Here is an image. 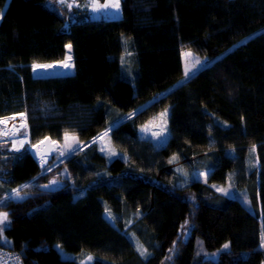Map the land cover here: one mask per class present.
I'll return each mask as SVG.
<instances>
[{
  "label": "trees",
  "instance_id": "1",
  "mask_svg": "<svg viewBox=\"0 0 264 264\" xmlns=\"http://www.w3.org/2000/svg\"><path fill=\"white\" fill-rule=\"evenodd\" d=\"M48 1L0 0V119L25 114L31 145L72 133L83 148L54 170V153L0 150V246L24 264H78L56 245L92 264H264V0H120L99 19ZM184 50L209 64L186 77ZM68 60L69 75L47 64ZM163 112L156 146L140 129ZM63 167L71 181L48 188ZM30 182L41 193L8 200Z\"/></svg>",
  "mask_w": 264,
  "mask_h": 264
},
{
  "label": "rangeland",
  "instance_id": "2",
  "mask_svg": "<svg viewBox=\"0 0 264 264\" xmlns=\"http://www.w3.org/2000/svg\"><path fill=\"white\" fill-rule=\"evenodd\" d=\"M70 0H65V2H61V0H49L48 5L57 11L61 15H65L64 11L67 9ZM112 2L109 0H72L71 5L78 12V15L83 17L84 19H99V18H108L110 14L114 17H121V10L115 9L112 7L105 8L104 5H110ZM67 26L69 23L66 24ZM199 61V63H197ZM67 63L71 66L70 61H62L59 63L64 66ZM182 63L183 70L185 74V70L188 69V75L186 77L194 75L198 70L203 68L204 66L209 64V60L207 58L200 57L196 53L190 50H184L182 52ZM34 67V66H33ZM74 72V71H73ZM34 73V72H33ZM65 73V74H64ZM68 73V74H67ZM70 70L66 69L64 72L59 73L60 75H69ZM72 74V73H71ZM57 75V74H56ZM108 131L103 132L94 141H96L100 149L109 157L113 158L117 156L116 150L110 144L108 138ZM68 137L66 139L65 135L61 142H55L56 149L54 150L55 159L54 164L48 170H54L57 167V163L64 160L66 157L70 156L74 152L83 148V144L78 140L77 136L72 133H67ZM140 135L144 138H148L153 141L156 146L163 144L168 136L169 130L167 126V113L163 112L160 115L156 116L145 125H143L140 129ZM34 145L30 143L28 123L25 114H20L17 116H11L4 119H0V150L2 152H11L12 154H16L25 149H31ZM50 158L38 160V162L42 165L48 163ZM56 166V167H55ZM61 174V175H60ZM54 172L53 179L55 181H71L72 173L66 168L63 167L62 172ZM198 178L205 179V174H198ZM214 190L223 195L232 197L233 189L230 184L228 185H220V184H211ZM218 189H222L220 191ZM17 190H19L17 192ZM41 193L39 183L30 182L27 183L15 190H13L7 198L8 200L19 201L30 195H37ZM0 213H7L5 209L0 207ZM8 214V213H7ZM6 225V226H5ZM10 225V218L8 216V220L5 221V224H0V227L8 228ZM188 225H184L183 230L181 232V238H186L188 236ZM2 238L4 239V231L2 233ZM61 256L63 258L76 259L78 260V264H92L93 256L91 254L84 253L79 257L73 253H69L64 251L58 245L55 246ZM219 255V251L210 255L212 259H217ZM88 257H92L91 260Z\"/></svg>",
  "mask_w": 264,
  "mask_h": 264
},
{
  "label": "water",
  "instance_id": "3",
  "mask_svg": "<svg viewBox=\"0 0 264 264\" xmlns=\"http://www.w3.org/2000/svg\"><path fill=\"white\" fill-rule=\"evenodd\" d=\"M110 18L113 17L112 14H110L109 16ZM35 77H41L43 75H39L34 73ZM56 149L55 147V142L51 139V137H46L43 140H41L37 145H34L31 149H30V153L32 154V156L36 159V160H40V159H46V158H50L53 153L54 150ZM65 184L62 181H56V183H52L47 185L48 188H62L64 187Z\"/></svg>",
  "mask_w": 264,
  "mask_h": 264
},
{
  "label": "snow or ice",
  "instance_id": "4",
  "mask_svg": "<svg viewBox=\"0 0 264 264\" xmlns=\"http://www.w3.org/2000/svg\"><path fill=\"white\" fill-rule=\"evenodd\" d=\"M61 2H65V0H61ZM109 6L112 7V8H115V9H119L120 8V0H113V2L110 5H108V4L104 5L105 8H107ZM2 16H3V12L0 11V18H2ZM68 47L71 48V45H68ZM68 59L70 60L71 57H68ZM197 63H199V61H197ZM36 67H51V65H45V66L37 65ZM64 67H69V64L65 63ZM187 75H188V69L185 70V76H187ZM65 137L67 139V137H68L67 133L65 134ZM52 183L54 184V183H56V181H52ZM218 190L223 191L222 189H218ZM18 191L19 190H17V192ZM7 220H8V214L7 213H0V224H5V221H7ZM3 231H4V228L0 227V234H2ZM228 247H229L228 244L224 245L225 249H227ZM146 251L147 250L143 249L142 246H141V255H144L146 253ZM88 259L91 260L92 257H88Z\"/></svg>",
  "mask_w": 264,
  "mask_h": 264
},
{
  "label": "built area",
  "instance_id": "5",
  "mask_svg": "<svg viewBox=\"0 0 264 264\" xmlns=\"http://www.w3.org/2000/svg\"><path fill=\"white\" fill-rule=\"evenodd\" d=\"M0 264H24L22 254L17 250L0 246Z\"/></svg>",
  "mask_w": 264,
  "mask_h": 264
},
{
  "label": "crops",
  "instance_id": "6",
  "mask_svg": "<svg viewBox=\"0 0 264 264\" xmlns=\"http://www.w3.org/2000/svg\"><path fill=\"white\" fill-rule=\"evenodd\" d=\"M59 63H62V62H54V63H47V64H52V65H56V66H63V65H61V64H59ZM69 68H71V69H69L70 70V73L69 74H73L74 72V65L73 64H71V66H69ZM64 72V71H63ZM59 73H62V72H59ZM59 73H55V74H53V75H58ZM65 74V73H64ZM68 74V73H67ZM51 76V75H50ZM54 142H57V141H54Z\"/></svg>",
  "mask_w": 264,
  "mask_h": 264
},
{
  "label": "bare ground",
  "instance_id": "7",
  "mask_svg": "<svg viewBox=\"0 0 264 264\" xmlns=\"http://www.w3.org/2000/svg\"><path fill=\"white\" fill-rule=\"evenodd\" d=\"M110 2H113V0H109Z\"/></svg>",
  "mask_w": 264,
  "mask_h": 264
}]
</instances>
